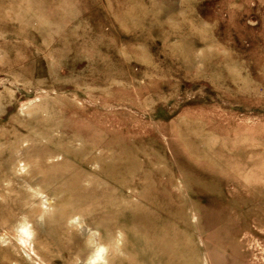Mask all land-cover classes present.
<instances>
[{"label": "rangeland", "instance_id": "374dc122", "mask_svg": "<svg viewBox=\"0 0 264 264\" xmlns=\"http://www.w3.org/2000/svg\"><path fill=\"white\" fill-rule=\"evenodd\" d=\"M0 264H264V0H0Z\"/></svg>", "mask_w": 264, "mask_h": 264}, {"label": "bare ground", "instance_id": "6f19581e", "mask_svg": "<svg viewBox=\"0 0 264 264\" xmlns=\"http://www.w3.org/2000/svg\"><path fill=\"white\" fill-rule=\"evenodd\" d=\"M27 234H29V232H28V231H27ZM24 243H26V244H27V243H28V241H26V240L24 239ZM100 254H101V252H100ZM100 254H99V256H98L97 258H100V259H101L103 255H102V254L100 255Z\"/></svg>", "mask_w": 264, "mask_h": 264}]
</instances>
